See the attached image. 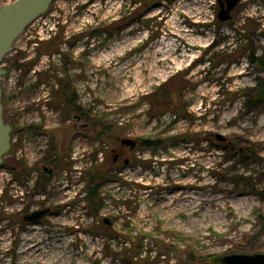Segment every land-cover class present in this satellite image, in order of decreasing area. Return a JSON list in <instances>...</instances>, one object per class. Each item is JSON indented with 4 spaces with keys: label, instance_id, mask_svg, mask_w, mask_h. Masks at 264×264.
<instances>
[{
    "label": "rangeland",
    "instance_id": "rangeland-1",
    "mask_svg": "<svg viewBox=\"0 0 264 264\" xmlns=\"http://www.w3.org/2000/svg\"><path fill=\"white\" fill-rule=\"evenodd\" d=\"M219 11L216 0H53L15 40L1 65L3 118L15 112L17 131L40 129L45 151L64 123L56 102L65 85L76 95L68 109L88 128L79 126L50 178L32 159L4 160L0 264L24 261L33 226L62 247L53 264H222L264 254V96L249 91L264 79V0H240L225 23ZM95 175L93 204L86 187ZM42 205L49 216L22 222ZM55 224H66L56 239L70 243L52 241ZM36 256L31 264L45 258Z\"/></svg>",
    "mask_w": 264,
    "mask_h": 264
},
{
    "label": "water",
    "instance_id": "water-1",
    "mask_svg": "<svg viewBox=\"0 0 264 264\" xmlns=\"http://www.w3.org/2000/svg\"><path fill=\"white\" fill-rule=\"evenodd\" d=\"M219 5L218 21L225 23L231 19V12L240 2V0H216ZM53 0H16L13 3L0 8V79L7 75V70L1 67L7 54L13 50V43L32 25L40 16L46 14ZM75 126L64 130L62 147L67 142L69 135L73 132ZM11 127L4 122L2 89L0 85V166L3 163L5 155L10 148ZM120 143L131 149L135 148L136 143L130 139H122ZM117 158L115 155L114 159ZM48 211H37L25 217V221L35 222L42 218ZM104 224L111 225L108 218L103 219ZM222 264H264V254L254 255H230L220 259ZM92 264H98L93 262Z\"/></svg>",
    "mask_w": 264,
    "mask_h": 264
},
{
    "label": "flooded vegetation",
    "instance_id": "flooded-vegetation-1",
    "mask_svg": "<svg viewBox=\"0 0 264 264\" xmlns=\"http://www.w3.org/2000/svg\"><path fill=\"white\" fill-rule=\"evenodd\" d=\"M66 88L67 87L65 85H64V87L61 88V90L57 94L60 101L56 102L58 105L62 104L65 106L64 111H65V109L67 110L66 113L63 114V120H64L63 122L64 123L61 125L62 120H61V117H59L58 118V125L59 126L54 131L56 136H54L53 134H48V136L46 138V142H45V144H46L45 145V151H41L39 149V146L36 145L37 142L35 140V137H36L35 134H36V132H39L40 129L34 128V126H29L25 129H19L20 131H17L15 124H17V122L20 119L19 114L13 112L12 114H10L8 116L5 115L4 121L7 125H9L11 127V133H10L11 141H10L9 151L3 159V163H4V160L7 159L8 163L14 164L15 167H19L21 164H19L17 162L18 160H20V159H32V160H34V163L31 164L32 169L36 168L34 170H37V168L39 166L40 171L37 170V175L41 179L42 178L45 179V178H50L54 175L56 163L58 161L57 159H61V158L68 159V156L70 153V145H71V142L73 140V135L77 132V130L79 129V126H81V128L87 129L88 123L86 122L85 125H82V123H81L82 118L77 115V108L74 107L72 109H68V107L71 103H74V102L76 103V95H75V91L73 93V91H68V89H66ZM62 100H64V101L62 102ZM54 107L57 108L56 104L50 105L51 109H54ZM56 108L54 110H57ZM60 108L61 107L59 106V109L57 110V114L58 113L60 114V112L62 110ZM43 121H45V120L43 119ZM79 123H81V124H79ZM71 126H75L74 130L69 135V138L67 139V142L65 143V145L62 147L64 130L66 128L71 127ZM16 132L23 133V135L25 136L23 141H20V140L18 141V140L14 139L13 135H16ZM59 139H60V145L58 146V140ZM37 154H38V156H37ZM40 154H43V156H40ZM116 159H119L118 155H117ZM22 161H24V160H22ZM3 163H2V165H3ZM14 170L15 169H12L11 172L14 173ZM21 172L23 173V175H26L27 172H29V170L25 169V167H24L23 171H21ZM43 210H47L48 212L42 218H40L38 221H35V222L25 221V217L31 215L34 212L43 211ZM51 211H52V209L50 207H46L45 205H42L38 209L33 210L30 213H27L22 218V222L25 224H29V223L36 224L41 219L49 216ZM111 224H112V222H111Z\"/></svg>",
    "mask_w": 264,
    "mask_h": 264
},
{
    "label": "bare ground",
    "instance_id": "bare-ground-1",
    "mask_svg": "<svg viewBox=\"0 0 264 264\" xmlns=\"http://www.w3.org/2000/svg\"><path fill=\"white\" fill-rule=\"evenodd\" d=\"M70 188L71 184H66L63 188L60 187V190H62V192H65L64 196H67L68 194H70ZM61 205L65 204L61 203ZM61 225L65 226L66 224H55L52 226V231L53 233H55V240L53 239L52 241H55V243H64L67 245L71 241L68 242L67 239H56L59 238V235L62 231ZM40 231L37 226H33L32 228H30L29 232H25L26 234L22 237L23 243L21 246L20 255L24 258V261L21 264H31V260L35 259V255L40 256L41 254H44L45 256L43 260H38V264H53V258H57L54 252L62 247H49V245L51 244H46L47 239L43 238V236L38 233Z\"/></svg>",
    "mask_w": 264,
    "mask_h": 264
},
{
    "label": "trees",
    "instance_id": "trees-1",
    "mask_svg": "<svg viewBox=\"0 0 264 264\" xmlns=\"http://www.w3.org/2000/svg\"><path fill=\"white\" fill-rule=\"evenodd\" d=\"M260 59H255L254 62H258ZM264 71V70H263ZM251 94L257 95V96H264V79L258 83L257 86L249 90ZM146 147H149L148 145H145ZM95 180V181H94ZM94 180L87 184L86 191L89 194L88 200L89 202H93L95 204L97 201V194L96 189L98 188L97 183L101 181V178L98 175H95ZM264 194V193H263Z\"/></svg>",
    "mask_w": 264,
    "mask_h": 264
}]
</instances>
